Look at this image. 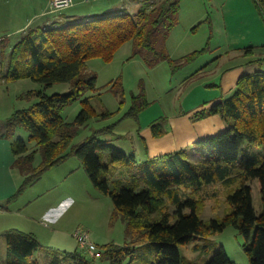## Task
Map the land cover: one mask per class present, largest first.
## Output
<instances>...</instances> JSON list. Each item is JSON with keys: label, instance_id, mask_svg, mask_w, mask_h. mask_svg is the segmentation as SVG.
<instances>
[{"label": "trees", "instance_id": "1", "mask_svg": "<svg viewBox=\"0 0 264 264\" xmlns=\"http://www.w3.org/2000/svg\"><path fill=\"white\" fill-rule=\"evenodd\" d=\"M260 6L264 0H256ZM179 0H144L130 13L119 11L91 16L84 20L54 23L30 28L12 43L0 44V76L4 81L30 78L44 88L56 82H68L66 92L47 93L31 89L20 95L31 100L26 108L15 109L6 119L2 137H12L16 127L29 133L28 143L17 138L11 143L12 166L23 176L19 193L34 183L48 168L76 156L93 184L109 193L113 202L110 221L126 222L129 239L125 244L107 243L98 250L111 264H238L220 246L205 262L182 256L178 244L196 236H212L227 225H235L244 236L243 248L250 264H264V70L242 74L230 95L205 102L188 114L192 121L218 114L227 128L197 139L190 148L151 155L144 136L138 135L142 155L118 145L125 134L115 133V123L94 128L77 143L74 137L94 117L108 118L114 112L98 113L90 97L72 121L62 110L88 91H95L97 76L87 71V61L113 59L119 48L132 42V55L141 54L148 66L166 59L172 68L193 60L204 51L193 50L178 58L158 46L177 23ZM9 47V49H6ZM110 90L124 101L119 79L109 83ZM131 104L123 116L138 118L148 106L144 91L131 94ZM166 120V119H165ZM152 134L164 132L158 122ZM157 127V128H156ZM40 161L35 164L36 154ZM258 181L261 210L253 207L251 182ZM220 182L228 210L208 223L200 216L205 200L203 186ZM174 204L173 211H170ZM156 215V217H153ZM9 256L5 264H94L84 249L72 251L49 249L46 261L32 259L41 243L32 232L9 230L4 234Z\"/></svg>", "mask_w": 264, "mask_h": 264}, {"label": "rangeland", "instance_id": "2", "mask_svg": "<svg viewBox=\"0 0 264 264\" xmlns=\"http://www.w3.org/2000/svg\"><path fill=\"white\" fill-rule=\"evenodd\" d=\"M158 46L165 47L172 58L197 49L204 48V51L177 68H172L166 59L148 66L141 54L131 57L132 42L128 41L109 62L98 57L89 59L87 71L96 74L97 89L86 92L67 105L62 115L65 120L72 121L85 96L90 97L96 112L109 110L114 113L108 118L90 119L72 143L81 141L94 128L115 123V133L125 134L118 140L122 148L134 150L141 156L143 143L138 136L141 135L149 139L148 145L153 152L169 151L171 130L167 122L170 116L195 111L205 102L211 103L230 95L232 91L228 84L246 61L255 60L252 71L264 66V61L261 65L258 63V59L264 57V5L259 7L256 0H179L177 23ZM232 46L242 47L241 54L229 52ZM116 79L120 80L123 88V103L109 88V83ZM43 88L42 84L30 78L1 82L0 132L15 109L26 108L36 100L21 98L20 95L31 89ZM69 88L68 82H56L44 90L47 93L66 92ZM141 90L148 106L137 119L123 116L130 107L131 94H138ZM158 122L164 130L159 137L152 134L151 127ZM28 137V131L18 126L12 137H5L7 147H0V230H3L0 233L9 230L34 233L41 248L32 259L40 263L46 261L49 249L74 250L77 242L73 233L77 228L88 232L98 250L107 243L125 244L129 239L126 222L121 218L110 221L113 209L110 194L93 184L82 162L74 155L48 168L38 180L17 193L23 176L12 163L11 172L4 168L11 158L14 159L10 142L22 138L31 149L35 147V142L29 141ZM190 147L192 144L184 148ZM39 161L37 153L35 164ZM251 185L253 207L259 213L262 204L258 181L251 182ZM202 189L205 200L200 208L201 218L207 223L213 218L220 219L228 210L222 184H207ZM173 209L174 204L170 211ZM244 242V236L231 224L212 236H196L178 244V247L184 258L202 263L223 246L231 260L250 264L243 248ZM5 252L6 248L1 244L0 260ZM88 256L94 264H111L105 256ZM128 262L126 259L120 264Z\"/></svg>", "mask_w": 264, "mask_h": 264}, {"label": "crops", "instance_id": "3", "mask_svg": "<svg viewBox=\"0 0 264 264\" xmlns=\"http://www.w3.org/2000/svg\"><path fill=\"white\" fill-rule=\"evenodd\" d=\"M143 1L144 0H72V5L70 7L53 12L50 10L49 0H0V35H2L0 36V44L1 40H5L6 38H9V42L12 43L18 39L21 33L26 32L30 28L46 27L54 23L68 22L72 20H84L91 16L125 10L134 13L140 8ZM6 49H9V47H6ZM229 50V52L233 51L232 53L235 52L241 54L242 47L232 46ZM263 58L264 57L262 56L258 59L260 65L263 63L262 61H264ZM254 61L255 60H249L245 62L244 67H242L244 70L241 68L236 74L237 78H235V75L233 80L228 84L230 91H233L236 80L240 75L251 72L252 69H254ZM261 68L264 70V66L257 69ZM2 81L4 80L0 76V85ZM167 126L171 130V141L169 143L171 146L169 151L185 146L189 147L197 139L216 134L227 128L225 121L218 114L210 115L197 121H192L189 115L183 114V112L170 116L168 118ZM4 139L5 137L0 136V147H7ZM145 140L148 145L149 139L145 138ZM11 143L12 142L9 143L10 148ZM148 148L151 155L164 153L160 151L153 152L149 145ZM12 161L13 158L7 163L4 168L5 170L11 172ZM4 234V232L0 233V245L3 244L6 248ZM8 256L9 253L6 248L5 256L0 260V264H5Z\"/></svg>", "mask_w": 264, "mask_h": 264}, {"label": "built area", "instance_id": "4", "mask_svg": "<svg viewBox=\"0 0 264 264\" xmlns=\"http://www.w3.org/2000/svg\"><path fill=\"white\" fill-rule=\"evenodd\" d=\"M90 1V0H86ZM51 11H60L72 5V0H49ZM78 247L87 251L90 255L98 257L100 255L97 245L90 239L86 230L77 228L73 233Z\"/></svg>", "mask_w": 264, "mask_h": 264}]
</instances>
